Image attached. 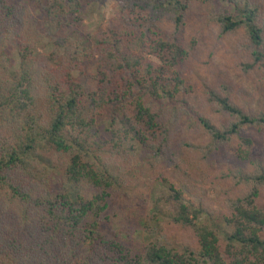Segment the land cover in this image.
Segmentation results:
<instances>
[{
	"label": "trees",
	"instance_id": "16d2710c",
	"mask_svg": "<svg viewBox=\"0 0 264 264\" xmlns=\"http://www.w3.org/2000/svg\"><path fill=\"white\" fill-rule=\"evenodd\" d=\"M29 1L45 26L0 0V264H264V157L247 134L264 108L192 81L183 45L196 19L240 35L244 74L264 81V0H116L94 35L80 26L95 0ZM221 151L236 175L208 174ZM145 179L164 194L137 226ZM200 183L221 185L219 208Z\"/></svg>",
	"mask_w": 264,
	"mask_h": 264
},
{
	"label": "rangeland",
	"instance_id": "374dc122",
	"mask_svg": "<svg viewBox=\"0 0 264 264\" xmlns=\"http://www.w3.org/2000/svg\"><path fill=\"white\" fill-rule=\"evenodd\" d=\"M27 3L33 13L40 19L43 26H45V18L35 8L34 4L29 0H15ZM120 6L116 0H95L88 5L86 14L80 26L84 34L94 35L105 31L111 23L114 16L119 12ZM72 27H67V31L72 30ZM183 45L185 49L189 50L190 57L186 61V65L192 72L191 80L197 82L198 77L206 78L216 87L225 88V84L229 82L228 91L232 90L234 86H241L242 92L245 96L250 98L254 112H259L264 108V81H262L259 73L250 75L244 74L242 63L247 61L244 49L238 45L241 42V36H221L219 29L215 25L210 27L204 25L200 19L192 20L189 25V30L184 34ZM53 50L52 44L48 39L42 41L37 49V53L48 54ZM9 59L11 62V71H15L19 67V56L17 45L12 43L9 47ZM194 75H197L195 78ZM264 112V109H263ZM216 118H214L215 120ZM216 121V120H215ZM248 137L253 140L255 154L264 157V129L252 128L247 131ZM253 149V150H254ZM225 153L218 152L211 161V167L208 174H233L239 171L238 165L231 161L232 158L224 157ZM143 181V179H142ZM147 183V193L149 197L146 201L147 208L145 210H133L128 215V223H134L139 226V218L137 214L143 216V220L148 219L150 216L149 210L153 207L151 190H156V197L162 196L164 191L162 188H155L154 182L151 179H145ZM206 191V196L219 208V184H203L200 183ZM166 192V191H165ZM188 200V197H185ZM221 238L225 237L228 230L224 225L214 224Z\"/></svg>",
	"mask_w": 264,
	"mask_h": 264
}]
</instances>
